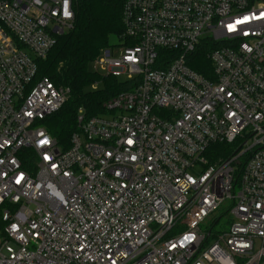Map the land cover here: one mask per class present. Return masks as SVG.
<instances>
[{
	"label": "built area",
	"instance_id": "obj_1",
	"mask_svg": "<svg viewBox=\"0 0 264 264\" xmlns=\"http://www.w3.org/2000/svg\"><path fill=\"white\" fill-rule=\"evenodd\" d=\"M74 20L0 0V264H264V0H126L96 63L129 89L64 150L44 122L71 90L37 72ZM226 202L229 229H202Z\"/></svg>",
	"mask_w": 264,
	"mask_h": 264
},
{
	"label": "trees",
	"instance_id": "obj_2",
	"mask_svg": "<svg viewBox=\"0 0 264 264\" xmlns=\"http://www.w3.org/2000/svg\"><path fill=\"white\" fill-rule=\"evenodd\" d=\"M125 1L73 0V29L61 36L47 58L38 63L37 79L48 78L56 86L71 90L64 106L44 122L49 133L64 150L71 147V137L77 131L80 109L84 110L87 117L105 115L104 104L129 89L130 85L126 81L111 75L100 77L90 68L104 49L115 45L112 44V38L119 41L123 37ZM207 51L208 44L204 43L193 55L189 66L211 79L213 72ZM163 52L168 59L175 56ZM97 82H102L104 88L90 91L89 86ZM236 147L214 144L206 157L210 163H215L220 158L232 155Z\"/></svg>",
	"mask_w": 264,
	"mask_h": 264
},
{
	"label": "rangeland",
	"instance_id": "obj_3",
	"mask_svg": "<svg viewBox=\"0 0 264 264\" xmlns=\"http://www.w3.org/2000/svg\"><path fill=\"white\" fill-rule=\"evenodd\" d=\"M117 43H118V40L115 38H112V44H117ZM120 52H121V49L117 48V50L115 51L114 58H116V59L119 58ZM90 68L95 74H97L100 77L107 76V72L105 70H103L101 68V66L99 64H97L96 62L92 63ZM120 80L125 81V78H121ZM103 88H104V86H103L102 82H97V83H94L91 86H89L90 91L101 90ZM228 207H229V203H227V202L224 205H222V207L211 218L212 220L208 221L206 224L202 225V229L206 230V229L210 228L212 226V223H213L212 221L220 218L214 231L215 232L227 231L229 229V226L232 223V217L227 213Z\"/></svg>",
	"mask_w": 264,
	"mask_h": 264
}]
</instances>
